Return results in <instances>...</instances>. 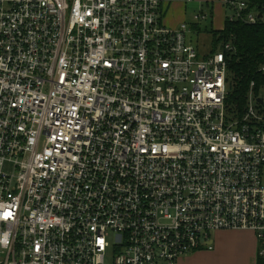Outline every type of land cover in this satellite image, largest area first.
Masks as SVG:
<instances>
[{
	"label": "built area",
	"instance_id": "obj_1",
	"mask_svg": "<svg viewBox=\"0 0 264 264\" xmlns=\"http://www.w3.org/2000/svg\"><path fill=\"white\" fill-rule=\"evenodd\" d=\"M164 4L0 0V264H178L218 230L264 256V87L231 111L233 45L201 54Z\"/></svg>",
	"mask_w": 264,
	"mask_h": 264
},
{
	"label": "trees",
	"instance_id": "obj_2",
	"mask_svg": "<svg viewBox=\"0 0 264 264\" xmlns=\"http://www.w3.org/2000/svg\"><path fill=\"white\" fill-rule=\"evenodd\" d=\"M250 8L264 13V0H244ZM212 11V10H211ZM212 34L211 48L207 55L217 52L226 43H231L233 49L226 52L228 62V105L231 111L241 115L246 105V99L255 82L253 90L260 93L264 87V20L256 24L244 23L240 20L225 19L224 27L220 30L207 29ZM258 264H264L260 257Z\"/></svg>",
	"mask_w": 264,
	"mask_h": 264
},
{
	"label": "rangeland",
	"instance_id": "obj_3",
	"mask_svg": "<svg viewBox=\"0 0 264 264\" xmlns=\"http://www.w3.org/2000/svg\"><path fill=\"white\" fill-rule=\"evenodd\" d=\"M211 1L212 0H210V2H206L205 0H172L168 5L167 3L164 4L163 7L167 25L177 27L182 22L187 23L188 40L198 48L201 54L208 53L211 48L210 43L212 34L207 31V29L218 30L223 25V21L233 14V9L220 0L215 1V3H218L216 7L219 9H217L214 14V12L211 11L212 8H209L207 4H211ZM201 13L206 15V19L197 21L195 16ZM213 237L214 232L211 233V238L213 239ZM258 242L259 246L262 247L261 242L259 240ZM199 251L209 252L206 247L195 252Z\"/></svg>",
	"mask_w": 264,
	"mask_h": 264
},
{
	"label": "crops",
	"instance_id": "obj_4",
	"mask_svg": "<svg viewBox=\"0 0 264 264\" xmlns=\"http://www.w3.org/2000/svg\"><path fill=\"white\" fill-rule=\"evenodd\" d=\"M172 0H164L167 5ZM210 2V0H205ZM212 0L208 4L214 12L219 8ZM224 3V0H220ZM220 11V10H219ZM166 20V17H165ZM167 22V21H166ZM225 20L220 29H223ZM178 24V23H177ZM214 248L209 252H193L180 258L179 264H258L261 246L252 230H218L214 232Z\"/></svg>",
	"mask_w": 264,
	"mask_h": 264
},
{
	"label": "clouds",
	"instance_id": "obj_5",
	"mask_svg": "<svg viewBox=\"0 0 264 264\" xmlns=\"http://www.w3.org/2000/svg\"><path fill=\"white\" fill-rule=\"evenodd\" d=\"M0 243H2L5 246L9 243V234L8 233H5V234H3L2 237H0Z\"/></svg>",
	"mask_w": 264,
	"mask_h": 264
},
{
	"label": "snow or ice",
	"instance_id": "obj_6",
	"mask_svg": "<svg viewBox=\"0 0 264 264\" xmlns=\"http://www.w3.org/2000/svg\"><path fill=\"white\" fill-rule=\"evenodd\" d=\"M12 216V212L10 210L8 211H5L4 214H3V218L5 220H7L8 218H10ZM99 244L103 245L104 241L101 239L98 241Z\"/></svg>",
	"mask_w": 264,
	"mask_h": 264
},
{
	"label": "water",
	"instance_id": "obj_7",
	"mask_svg": "<svg viewBox=\"0 0 264 264\" xmlns=\"http://www.w3.org/2000/svg\"><path fill=\"white\" fill-rule=\"evenodd\" d=\"M260 16H261V14H260ZM260 101H262V100L260 99Z\"/></svg>",
	"mask_w": 264,
	"mask_h": 264
}]
</instances>
